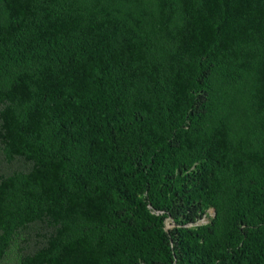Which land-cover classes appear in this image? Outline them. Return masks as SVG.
Listing matches in <instances>:
<instances>
[{"label": "trees", "instance_id": "16d2710c", "mask_svg": "<svg viewBox=\"0 0 264 264\" xmlns=\"http://www.w3.org/2000/svg\"><path fill=\"white\" fill-rule=\"evenodd\" d=\"M0 264H264V0H0Z\"/></svg>", "mask_w": 264, "mask_h": 264}, {"label": "rangeland", "instance_id": "374dc122", "mask_svg": "<svg viewBox=\"0 0 264 264\" xmlns=\"http://www.w3.org/2000/svg\"><path fill=\"white\" fill-rule=\"evenodd\" d=\"M209 213H210L209 215L212 216V215L214 214V211L211 209V210L209 211ZM207 221H208V218L205 217V218L202 219L200 222L203 223V222H207ZM166 226H167V228L172 227V226H173L172 221H171V220H168L167 223H166Z\"/></svg>", "mask_w": 264, "mask_h": 264}]
</instances>
